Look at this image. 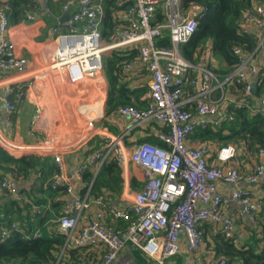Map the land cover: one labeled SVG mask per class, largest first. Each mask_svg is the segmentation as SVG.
<instances>
[{
    "label": "built area",
    "instance_id": "obj_1",
    "mask_svg": "<svg viewBox=\"0 0 264 264\" xmlns=\"http://www.w3.org/2000/svg\"><path fill=\"white\" fill-rule=\"evenodd\" d=\"M118 4L130 2L120 15L125 24L115 31L116 38L107 42L101 33L104 9L99 1L65 0L61 12H69L67 23L72 27L68 33L56 36L57 51L55 62L63 63L69 78L73 81L85 77H96L103 71V52L117 47H137L138 60L150 71L149 98L145 107L120 105L115 109L128 117L131 126L141 121L154 119L161 124L155 134L160 143L139 141L128 154L123 144L124 133L118 135L106 132L99 146L85 159L81 160L74 174L80 180L85 169L94 165L96 174L101 163L111 156L121 167L128 160L136 163L143 174V184L134 191L128 202L119 204L118 197L111 193L92 194L91 183L83 190L74 191L73 183L63 173L62 159L54 156L57 172L53 175L52 187L62 186L65 199L60 215L54 219L56 228L66 235V243L75 247L100 245L103 252L97 259H82L72 264H138L133 253L138 250L152 264H166V259L177 252V242L184 236L189 251H196L204 238L199 226L202 222L217 225L226 236L233 235V221L223 212L230 201L216 189L219 180L236 182L247 180L256 183L264 173V159L254 164L249 173L236 166L210 164L207 158L209 148L206 143L197 146L188 144V139L196 127L216 126L217 118H211L225 100L223 93L214 98L217 91L234 78L244 84V95H251L252 80L258 76V52H264V3L257 4L248 14L244 28L256 25L260 28L257 44L253 51L247 52L241 46H234L237 66L220 79L206 60L193 64L182 55L180 43L187 41L197 27L198 10H183L180 0H117ZM40 9L45 15L50 11L43 0ZM161 8L162 16L157 17ZM36 15L27 12L26 18ZM8 18L0 9V71L20 72L26 64L24 57L18 56L14 44L4 37L8 28ZM167 31L170 46L157 45L156 38ZM251 31V30H249ZM26 78L23 75L6 76L0 80V100L7 113L5 124L11 122L12 112L22 95L21 86ZM17 83V84H16ZM185 83L193 90L191 100L195 99V110L185 107L190 99H184ZM237 107L255 108L264 115V99L259 105L251 104L245 97L235 104ZM224 117L232 116L224 111ZM210 117V118H208ZM40 118L39 111L32 117V125ZM235 153L233 144L224 145L218 150V158L226 161ZM264 156V148L256 153ZM17 188L16 173L7 171L0 190L14 195ZM67 195H70L69 197ZM231 199L245 206L248 217L256 221L259 211L264 208L262 200L251 199L249 193L236 189ZM42 207L32 204L31 220L41 213ZM83 215L86 220L81 221ZM126 220L125 225L109 223L107 217ZM12 229L22 230L15 221L0 222V241ZM28 237L40 236L39 228ZM216 264H242L220 257Z\"/></svg>",
    "mask_w": 264,
    "mask_h": 264
},
{
    "label": "crops",
    "instance_id": "obj_2",
    "mask_svg": "<svg viewBox=\"0 0 264 264\" xmlns=\"http://www.w3.org/2000/svg\"><path fill=\"white\" fill-rule=\"evenodd\" d=\"M36 1L41 4V8L44 6L43 0ZM61 5L59 7L54 1L52 7H48L49 15L43 14L41 10H30V13L36 15L34 18L27 19L25 15L23 20L9 24L4 32V37L14 44L17 55L24 57L26 64L20 72L0 71V80L6 76L15 77L17 75H23L27 80L21 86L22 95L12 112L9 125L5 124L7 113L0 100V144L17 155L33 152L45 159L54 160V156L59 154L62 159L63 173L73 183L74 191H79L85 187L82 186L81 179L77 180L74 176L77 167L81 160L99 146V142L106 132L116 135L124 133L123 144L130 155L132 147L139 141L146 140L159 144L155 134L161 128V124L154 119H149L130 127L129 118L115 112V109L120 105L107 111L110 83L104 69L96 77H85L73 81L69 78L65 65L55 62L57 34L68 33L72 29L67 23L66 12H61ZM187 10H198L200 13L202 7L191 5ZM246 28L256 34L260 31L256 25H247ZM109 51L110 49L103 53V57ZM256 59L259 66L257 75L264 74V52H258ZM203 60H206L212 69H218L221 75L226 74L225 63L212 56L209 48L201 51L196 64H200ZM125 71L128 72L131 90L138 85L145 88L140 96L134 99L135 105H132L139 108L145 107L149 98L150 71L137 57L125 67ZM184 87L186 91L182 96L184 99H190L185 104V107L190 109L195 105V99L191 100L194 92L188 83H185ZM1 90L2 88H0V93ZM222 93L226 99L220 105L221 110L211 117L217 118L219 122L227 118L224 117L227 106L231 103L235 104L242 98L238 97L230 84L224 85L223 91L215 92L214 98H218ZM132 95L134 96L133 93ZM262 99L264 96L255 98L252 104L259 105ZM36 111H39L40 118L35 125H32L31 120ZM201 141L198 136L191 134L187 142L197 146ZM211 142H205L209 148L207 158L210 164L236 166L242 172L249 173L254 164L264 159V156L249 152L244 147L235 146L231 142L222 145H219V142ZM228 144L235 146V153L228 160L223 161L218 158V150ZM110 159L112 157L108 156L105 161ZM93 168L94 165L89 167L91 171ZM121 169L123 181L118 198L119 204H125L131 194L141 188L144 179L142 169L131 160H128L124 168L121 167ZM35 177L36 174H33L25 183L17 182L14 195L19 197L20 190L28 188ZM215 189L220 195L230 199L228 205L223 208V212L232 219L233 235L231 238L234 240L235 246H240L249 239L252 229L256 226V221L249 219L243 204L230 197L234 190L239 189L249 193L253 200L264 199V173L254 184L245 179L236 182L219 180ZM0 193L4 194L5 192L0 190ZM3 199L5 200L6 197ZM43 207L44 210L48 208L51 215L55 216L54 208L50 206V203L43 204L42 210ZM84 220H86V215L81 218V221ZM203 230L204 238L196 251L187 249L186 240L181 235L177 242V252L166 259V264H216L218 259L223 257L217 246L220 230L217 225L212 223H207ZM127 251H131L135 256L136 249ZM138 264H152V261L142 255Z\"/></svg>",
    "mask_w": 264,
    "mask_h": 264
},
{
    "label": "trees",
    "instance_id": "obj_3",
    "mask_svg": "<svg viewBox=\"0 0 264 264\" xmlns=\"http://www.w3.org/2000/svg\"><path fill=\"white\" fill-rule=\"evenodd\" d=\"M54 1L60 7L65 0H46V5L52 7ZM99 2L104 9L102 36L107 42L113 41L116 38L115 31L125 24L120 15L130 2L123 4H118L117 0ZM260 3H264V0H180L183 10L191 5L202 7V11L196 17V30L187 41L179 45L182 55L196 64L201 51L209 48L212 56L225 63L227 75L238 64L233 47L241 46L247 52H251L257 44V35L243 28L247 14ZM0 9L5 12L8 24H13L23 20L30 10L40 11L41 4L36 0H0ZM161 16L159 8L157 17ZM156 44L171 45L167 31L162 37L156 38ZM137 55V47H117L104 55V70L110 83L107 111L118 105H135L134 99L145 90L142 85L131 90L128 72L125 71V67ZM225 75H219V78L222 79ZM230 85L239 98L245 97L251 104L255 98L264 96V74L261 73L258 75L253 95L245 96L244 84L234 78ZM190 109L194 111L195 105ZM226 110L232 119L224 118L216 126L196 127L192 134L198 136L202 140L201 143L213 141L222 145L231 142L255 153L264 148V115L255 108L237 107L232 103ZM121 170V166L114 159L104 160L96 174L89 168L83 171L82 186L91 183L92 194L111 193L118 197L123 181ZM7 171L16 173L18 183H25L33 174H36V177L28 188L20 190L19 197L0 193V222L15 221L22 229H12L9 235L0 241V264H72L82 259H97L101 255L103 248L100 245L75 247L66 243V235L55 229L56 222L50 220L61 214L60 208L66 192L62 186L52 187L53 175L58 171L54 160L45 159L33 152L17 155L0 144V182ZM261 200L264 202V199ZM48 203L54 208L55 216L51 215L48 208L44 210L43 207L42 214L37 215L36 223L32 221V204L42 207ZM107 220L114 225H125L127 222L111 216H108ZM207 223L210 222H202L199 226L203 229ZM35 228H39L40 236L28 237L26 234H31ZM217 238L218 249L228 260L237 259L242 264H264V208L258 213L256 226L252 229L249 239L242 245L235 246L234 240L226 237L221 231ZM135 252L139 261L142 254L137 250Z\"/></svg>",
    "mask_w": 264,
    "mask_h": 264
},
{
    "label": "water",
    "instance_id": "obj_4",
    "mask_svg": "<svg viewBox=\"0 0 264 264\" xmlns=\"http://www.w3.org/2000/svg\"><path fill=\"white\" fill-rule=\"evenodd\" d=\"M65 15H66V17H69V12H66L65 13ZM108 49H106L103 53H105L106 51H107ZM257 78H258V76H256L253 80H252V82H251V88H250V92H251V94H253L254 92H255V89H256V83H257ZM30 148V147H29ZM26 150H30V149H26Z\"/></svg>",
    "mask_w": 264,
    "mask_h": 264
},
{
    "label": "rangeland",
    "instance_id": "obj_5",
    "mask_svg": "<svg viewBox=\"0 0 264 264\" xmlns=\"http://www.w3.org/2000/svg\"><path fill=\"white\" fill-rule=\"evenodd\" d=\"M159 8H160V7H159ZM214 72L216 73V75H217L218 77H219V75H221L218 69H217V70L215 69Z\"/></svg>",
    "mask_w": 264,
    "mask_h": 264
}]
</instances>
